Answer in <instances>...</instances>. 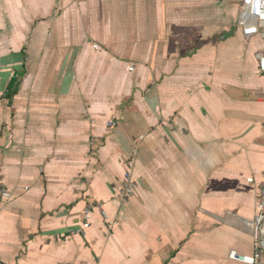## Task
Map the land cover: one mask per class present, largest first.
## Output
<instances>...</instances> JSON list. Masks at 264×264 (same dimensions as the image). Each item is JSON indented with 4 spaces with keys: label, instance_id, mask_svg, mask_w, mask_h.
<instances>
[{
    "label": "crops",
    "instance_id": "crops-1",
    "mask_svg": "<svg viewBox=\"0 0 264 264\" xmlns=\"http://www.w3.org/2000/svg\"><path fill=\"white\" fill-rule=\"evenodd\" d=\"M240 4L0 0V264H245L264 73ZM89 203L107 218L71 234Z\"/></svg>",
    "mask_w": 264,
    "mask_h": 264
},
{
    "label": "built area",
    "instance_id": "built-area-1",
    "mask_svg": "<svg viewBox=\"0 0 264 264\" xmlns=\"http://www.w3.org/2000/svg\"><path fill=\"white\" fill-rule=\"evenodd\" d=\"M238 25L241 27V33L244 37L258 36L263 41V47L256 52L258 69L264 73V0H241L240 10L238 13ZM95 48L99 46L94 45ZM133 66L129 67L132 70ZM264 94V92H263ZM107 126H113L114 120H107ZM132 162H128V167L123 173L121 180V192L129 194L131 187V169ZM10 198V191L0 189V211L3 209L5 202ZM97 210L104 219L107 218L106 213L100 203H89L83 211L82 224L79 229L73 230L71 234H82L91 224V218L94 210ZM250 226L254 232L255 251L250 256L239 255L235 251L229 253L231 259L237 260L245 264H264L262 250L264 249V172L258 186L256 214L250 222Z\"/></svg>",
    "mask_w": 264,
    "mask_h": 264
},
{
    "label": "trees",
    "instance_id": "trees-1",
    "mask_svg": "<svg viewBox=\"0 0 264 264\" xmlns=\"http://www.w3.org/2000/svg\"><path fill=\"white\" fill-rule=\"evenodd\" d=\"M16 90V79L12 78L9 83L8 87V93L6 94L7 96H11L15 93Z\"/></svg>",
    "mask_w": 264,
    "mask_h": 264
}]
</instances>
